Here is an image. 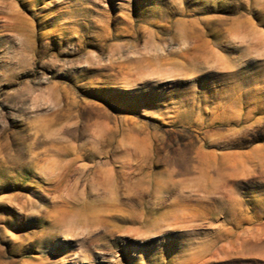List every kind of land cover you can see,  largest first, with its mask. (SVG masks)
<instances>
[{"label": "rangeland", "instance_id": "obj_1", "mask_svg": "<svg viewBox=\"0 0 264 264\" xmlns=\"http://www.w3.org/2000/svg\"><path fill=\"white\" fill-rule=\"evenodd\" d=\"M0 264H264V0H0Z\"/></svg>", "mask_w": 264, "mask_h": 264}, {"label": "bare ground", "instance_id": "obj_2", "mask_svg": "<svg viewBox=\"0 0 264 264\" xmlns=\"http://www.w3.org/2000/svg\"><path fill=\"white\" fill-rule=\"evenodd\" d=\"M32 154H34V153H32ZM23 154H21V155H17V158L16 159H18V160H16L15 162H16V166H22V165H24V164H21L22 162H19V160L20 159H22L23 158V156H22ZM59 155H62V153H59ZM38 156V155H37ZM36 155L35 156H30V158L29 159H27V161H26V164L25 165H33V164H35L36 162H34V161H36V160H34L36 157H37ZM57 156V155H56ZM37 160H39V159H37ZM38 162V161H37ZM15 165V164H14ZM23 167V166H22ZM29 167V166H28Z\"/></svg>", "mask_w": 264, "mask_h": 264}]
</instances>
